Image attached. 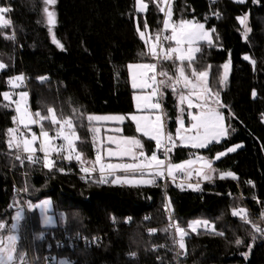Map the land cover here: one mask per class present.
I'll list each match as a JSON object with an SVG mask.
<instances>
[{"label":"trees","instance_id":"16d2710c","mask_svg":"<svg viewBox=\"0 0 264 264\" xmlns=\"http://www.w3.org/2000/svg\"><path fill=\"white\" fill-rule=\"evenodd\" d=\"M145 3L148 10L141 13L136 11L135 0H56L51 8L56 13L52 32L63 45L60 48L49 32L43 0H0V7L11 9L5 14L11 24L0 27V62L7 65L0 73V224L10 227L17 210L45 199L51 200L53 215L65 218L55 227L44 228L38 210H27L15 264L20 263V255L25 264H264V235L252 227L255 223L264 228V0L171 1L177 21L194 20L209 30L216 29L213 46L199 45L202 51L197 53L193 67L203 70L211 66L209 86L219 92L226 106L219 109L226 117L228 136L201 150L180 146L176 141L177 147L165 164L169 160L182 163L197 155L213 161L224 152L226 155L213 162L212 182L194 191L181 187L184 177L178 174L173 182L165 176L157 178L154 186H121L112 184L111 176L108 183H95L100 176L98 166L97 175L85 177L81 171L91 166L97 151L88 131L96 125H89L87 115L127 117L136 113L128 65L156 63L157 72L163 69L173 76L180 64L141 55L147 48L137 32L138 25L145 31L147 22V37L154 38L157 33L165 36V13L157 7L160 0ZM160 6L167 9L163 3ZM217 12L219 19L214 15ZM244 15L251 29L247 36L237 20ZM13 34L15 39L6 38ZM163 41V46L169 45ZM245 56L250 59L245 60ZM229 60L231 69L221 84V66ZM19 75L25 78L21 89L30 95L32 113L48 115L51 108L58 119H72L81 137L77 149L84 153V164L75 159L68 162L56 153L53 158L57 167L52 171L42 163H29L22 152L23 164L16 160L17 150L7 147L5 135L15 126V104L3 107L9 101L2 93L12 90L7 81ZM158 77L159 81L167 79ZM161 91L165 130L175 138L180 116L177 93L170 87ZM41 123L55 136L59 125H52L50 120ZM40 126L33 131L40 133ZM120 128L121 136L141 140L146 155L156 151L163 159L155 141L136 132L130 119ZM57 140L58 145L64 143ZM237 145L240 147L236 151L227 152ZM227 172L234 173L236 179H221ZM166 197L171 201L175 225L189 233L183 250L176 243L179 235L171 217L166 215ZM238 208L248 210L249 223L231 214ZM193 220L210 221L215 232L203 227L192 232L188 224ZM149 229L156 231L150 233ZM74 237L97 239L94 246L72 248L69 240ZM238 238L242 240L240 245L235 243ZM55 242H60V247Z\"/></svg>","mask_w":264,"mask_h":264},{"label":"snow or ice","instance_id":"6c2138e0","mask_svg":"<svg viewBox=\"0 0 264 264\" xmlns=\"http://www.w3.org/2000/svg\"><path fill=\"white\" fill-rule=\"evenodd\" d=\"M46 5L43 9L45 14L46 23L49 26V32L52 34L53 42L58 47L63 48V45L56 39L55 34L52 32V28L56 24V13L54 10H50L49 6L56 4V0H43ZM237 3H244L245 0H236ZM160 3L168 5L167 10L165 7H161ZM157 3V7L160 12L165 13V19L163 21L164 30H171L170 36H164L157 33L154 38H146V30L148 24L145 21L144 29L141 31L139 25L137 26V32L140 39L144 41L147 48V52L141 53V55H148L154 60L171 61L175 58L180 64L175 69V74L169 76L167 70H161L157 72L156 63H142V64H129L128 69L131 73V85L133 89H151L147 95H135L133 99L136 102V109L138 111L144 109L157 110L158 114L153 118L151 116L140 115H87L86 119L89 125L93 122L102 121H114L123 123L125 119H130L135 124V130L141 133L143 136L148 137L149 140L155 141L156 150H163L165 157L177 147L176 141L179 140L183 146H191L194 148H207L209 144L213 142H219V138L227 134V130L224 126V116L219 111V108L224 107L219 99V92H213L209 86V71L211 66H207L203 70H197L193 67V62L196 59V53H200L202 49L197 46L200 41L206 42L207 45L213 46L212 33L216 32L215 28L207 30L205 24L193 20H180L179 23L172 22V8L171 0H160ZM136 11L146 12L148 10V3L145 0H135ZM9 7H0V27H7L11 24V21L5 18V14L10 12ZM219 16L220 14L214 13ZM237 20L241 25L245 26V36L251 30L247 27L248 16H239ZM9 40L15 39V35L6 37ZM218 39V37H217ZM162 40L174 41L175 47H169L164 49L162 47ZM245 60L250 59L248 56L244 57ZM185 62H187L185 64ZM255 65V60H252ZM3 62H0V69L6 68ZM223 73L220 76V83L226 82L228 72L230 68V60L221 66ZM190 69V72L188 71ZM157 75L166 77V80L157 81ZM22 75L10 78L7 83L11 87H19L24 81ZM44 80V77L40 78ZM180 85L184 89H187V93L180 91L178 94V104H187L188 109L198 108V113L188 112V117L192 121L190 126H185V121L182 115L185 111L183 107H180L181 116L177 117L178 127L176 129L175 138L173 135L165 130L164 117L166 113L163 112L162 104L158 99L162 98L164 93L161 91L162 87H170L173 93L177 92V86ZM255 95V93H253ZM4 100L9 101V104L2 105L3 107H9L12 103L15 104L16 115L12 117V121L17 125L15 128H8L6 130L7 147L9 149L17 150L16 160L21 161L20 152L26 153V160L31 164L42 163L43 167L52 171L57 167V160L53 158V153H56L57 157L65 160H77L81 164L85 163L83 159L84 153L77 149V142L81 140V137L77 134L72 119H58L54 110L49 108L48 115H41L39 111L32 113L28 107V93L20 92L19 99L13 101L12 94L9 92L2 93ZM211 101V103H210ZM214 105V106H213ZM44 120H50L52 125H59L55 136H51L48 131L44 129L41 123ZM31 124H40L41 130L39 136L35 133L31 134L29 138L19 130V126H23L25 129L29 128ZM88 131L92 133V143L97 147L95 159L90 162V167H82L81 171L87 175L98 170L100 173L99 179L94 181L98 184L108 183V177H114L111 180L112 184H120L121 186H139V185H156L157 178H164L165 176L171 177L175 181V173L179 171H187V169L194 163L193 161H185L183 164H165V160H162L157 155L156 151H153L151 155H146L144 152V144L136 136H108L107 141L109 145H115V148L107 147L102 149L103 140L101 139V129L99 127L91 126ZM116 132H120V128L115 129ZM62 139L64 144L56 145L55 140ZM39 140V147H35ZM230 147L227 152H234L236 148ZM137 149L140 151L137 152ZM42 152L43 157L39 158L35 154L36 152ZM102 151H106L109 158L111 157H129L132 163H106L104 161V155ZM67 152V155L63 153ZM226 153L221 152L215 158L219 159ZM198 160L203 159L198 157ZM207 169V171H205ZM63 171L62 168L59 169ZM120 171L123 173H139V178L133 175L131 178L128 175H116ZM215 171L212 168L211 161L205 160L199 170L198 174H202L204 179H211L210 172ZM190 176L191 173L189 172ZM231 177L236 179L234 173L227 172L222 173L220 178ZM182 187V185H181ZM194 190H199V185H189ZM50 206V201H43L37 207L42 210H46ZM166 208L171 207V201L169 200L165 205ZM233 216L240 217L245 223H249L248 210L244 208L233 209ZM264 216V213H262ZM15 219L19 221L21 214L18 212ZM44 223L46 225L51 224V218L45 217ZM4 224H0V229L4 228ZM16 227L15 224L12 225ZM203 227L206 231L211 230L215 232V226L208 220H193L189 222L188 228L192 232H197L198 228ZM252 227L255 231L264 235V228L253 223ZM176 233L179 235V240L176 243L179 244L180 249H185V237L189 235L188 231L179 225H175ZM155 229H149V232H155ZM167 231V229H165ZM218 235H224L222 232L216 233ZM255 239V237H253ZM16 243L17 237L15 235H9L5 241L0 238V264H15L17 259L16 255ZM237 245L242 243L241 239L235 241ZM134 257L136 254L131 253ZM20 264H25L23 255L19 256ZM60 264H68L67 261H60Z\"/></svg>","mask_w":264,"mask_h":264},{"label":"rangeland","instance_id":"374dc122","mask_svg":"<svg viewBox=\"0 0 264 264\" xmlns=\"http://www.w3.org/2000/svg\"><path fill=\"white\" fill-rule=\"evenodd\" d=\"M234 2H236V0H233ZM246 1V0H245ZM49 8H50V10H53V9H51L52 8V6H49ZM141 13H144V12H141ZM166 18V17H165ZM164 18V19H165ZM172 22H174V23H179V21H175L174 20V18H173V13H172ZM246 24H247V27H248V21L246 22ZM244 26V25H243ZM244 28H245V26H244ZM163 30H164V26H163ZM207 30H209V29H207ZM164 32H165V36H170L171 35V30L170 29H168V30H164ZM244 34H245V30H244ZM212 36H213V34H212ZM146 38H148L147 36H146ZM168 41V40H167ZM204 42V41H200L198 44H197V46L198 47H200L199 45L200 44H202V43ZM168 43H169V41H168ZM169 47H175V43H174V41H171V43L168 45V46H163V48L164 49H167V48H169ZM195 55H197V53L195 54ZM171 61H177V62H179L178 60H175V58L173 59V60H171ZM180 63V62H179ZM185 63H187V62H185ZM3 71V69H0V73ZM189 71V70H188ZM10 87H11V85H10ZM23 87V82L20 84V86L19 87H16V88H13V87H11V91L9 92V93H11L12 94V99L14 98V97H16V99L15 100H17V99H19V93L20 92H27V90H24V89H21ZM151 90V89H150ZM146 91H148V89H146ZM180 91H183V92H185V93H187V89H184L182 86H180V85H178L177 86V97H178V94H179V92ZM151 92V91H150ZM28 93V92H27ZM144 94H141V95H147L148 94V92H143ZM154 99H158V98H154ZM219 99H220V101H221V98H220V96H219ZM159 100V99H158ZM160 102V101H159ZM161 103V102H160ZM210 103H211V101H210ZM221 103H222V101H221ZM223 104V103H222ZM224 105V104H223ZM15 106V105H14ZM178 106H179V109H180V107H183L184 109H185V111H184V113H183V115H182V118L184 119V121H185V126L186 127H188V126H190V124L192 123V121L189 119V117H188V112L189 111H191V112H193L194 114L195 113H198L199 112V109L198 108H192V109H188L187 108V104H184V105H179L178 104ZM214 106V105H213ZM28 107H29V109H30V111H31V108H30V95H29V93H28ZM226 107V106H225ZM225 107H223V108H225ZM222 108V107H221ZM32 112V111H31ZM220 112L222 113V115L224 116V126H225V128H226V130H227V134L225 135V136H222V137H220L219 138V142H221V141H223L227 136H228V128H227V123H226V117H225V115H224V113L222 112V110H220ZM155 113V114H154ZM179 113H180V116H181V112H180V110H179ZM158 114V111L157 110H152V109H144V110H142V111H136V114H134V115H140V116H151V117H155L156 115ZM105 116V115H104ZM126 120L127 119H125V121L123 122V123H118V122H114V121H102V122H93V124L94 125H96L95 127H99L100 129H101V134H100V136H101V139L103 140V144H102V149H106L107 147H112V148H115V145H109L108 144V141H107V137L108 136H121L120 135V133L122 132V131H120V132H116L115 131V129L116 128H120L121 127V125L122 124H124L125 122H126ZM131 121V120H130ZM131 122H133V121H131ZM134 123V122H133ZM36 125H39V124H31V125H29V128L28 129H25L23 126H19V130H20V132L21 133H23V134H25V135H27L29 138L31 137V134L32 133H35L37 136H39V133H37V132H34L33 131V128L36 126ZM15 127H17V125L15 124V126H14V128ZM41 127V126H40ZM121 129V128H120ZM122 130V129H121ZM58 140L56 139L55 140V144L56 145H58V142H57ZM61 141L62 142H64L62 139H61ZM177 141H179V140H177ZM180 142V141H179ZM218 142V143H219ZM214 143H217V142H213V143H211V144H209L208 145V147L210 146V145H212V144H214ZM182 145V144H181ZM35 147H39V140L37 141V143H36V145H34ZM183 146V145H182ZM184 147H186V146H184ZM207 147V148H208ZM187 148H192V149H198V150H201V149H206V148H194V147H191V146H187ZM22 154L24 155V156H26L27 154L26 153H23L22 152ZM36 154L37 155H42L43 156V153L42 152H39V151H37L36 152ZM53 154H55V153H53ZM102 154L105 156V158H109L108 156H107V154H106V151H102ZM158 155V154H157ZM159 156V155H158ZM198 157H200V158H203V159H200V160H198L197 158ZM111 158H119V157H111ZM124 158H126V159H128L129 157H123L122 159H124ZM159 158H160V156H159ZM161 159V158H160ZM163 160V159H162ZM191 161H193L194 163L187 169V171H189V170H192L193 168H196L197 166H199V164H200V162L201 161H203V160H209L208 158H205V157H203V155H197V156H195L194 158H192V159H190ZM189 161V160H188ZM110 163H112L111 161H110ZM114 163H116V162H114ZM117 163H119V162H117ZM127 163H132V161H127ZM169 163H172V164H175V163H173L172 161H170L169 160ZM184 162H182V163H176V164H183ZM187 171H179V172H177V173H180V174H182L183 175V177H184V179L187 181L188 180V178H187ZM130 178L133 176V175H128ZM135 177L136 178H139V176H136L135 175ZM170 178V181L171 182H173V180H172V178L171 177H169ZM175 179H177V177H176V175H175ZM191 190H194V188L193 187H191L190 188ZM199 189H200V185H199ZM194 191H198V190H194ZM45 200H47V201H50V206L46 209V210H42L41 208H39V207H37V205H39V204H41V202H43V201H45ZM45 200H43V201H41V202H39L38 204H36V205H33V204H31V203H29L28 205H26L24 208H21V209H19V210H17L16 212H15V216H14V221H13V223L11 224V226L10 227H8L7 225H5V227L4 228H2V229H0V238H3L5 241L7 240V237L9 236V235H15L16 237H17V243H18V241H19V232H20V229H21V226H22V224H23V222L25 221V219H26V211L27 210H33V209H37L38 210V213H39V215H40V219H41V225H42V227H44V228H49V227H55V226H57V225H59V224H61V223H63V221H64V216L63 215H58V216H55V215H53V205H52V202H51V200L50 199H45ZM20 213L21 214V219L19 220V221H17L16 219H15V217H16V215H17V213ZM45 217H50L51 218V221H52V223L51 224H48V225H46L45 223H44V220H45ZM13 224H15L16 225V227L15 228H13L12 227V225ZM199 229V228H198ZM197 229V230H198ZM17 243H16V247H17Z\"/></svg>","mask_w":264,"mask_h":264},{"label":"crops","instance_id":"0c3cea01","mask_svg":"<svg viewBox=\"0 0 264 264\" xmlns=\"http://www.w3.org/2000/svg\"><path fill=\"white\" fill-rule=\"evenodd\" d=\"M145 13V12H144ZM173 18H174V20L175 21H177L176 19H175V17H174V15H173ZM194 21V20H193ZM206 28V27H205ZM207 29V28H206ZM171 43V41H169V44ZM202 43V42H201ZM203 43H206V42H203ZM168 45V44H167ZM129 76H130V85H131V73H130V71H129ZM131 87H132V85H131ZM133 89V88H132ZM133 91H134V96L135 95H141V94H144L143 92H150L151 90H150V88H148V91H146V89H143V90H141V89H133ZM134 105H136V102H135V100H134ZM135 109H136V106H135ZM136 111H137V109H136ZM142 111V110H141ZM219 111H220V109H219ZM136 114V113H135ZM155 114V113H154ZM134 115V114H133ZM146 138H148V137H146ZM149 139V138H148ZM178 143H179V145L180 146H182L181 145V143L178 141ZM184 147V146H183ZM187 148V147H186ZM137 152H139V149H137ZM157 153V152H156ZM54 155V154H53ZM216 159H214L213 161H211V160H208V161H211V163H212V165H213V162L215 161ZM104 161L106 162V163H110V161L112 162V163H114V162H119V163H121V162H126V161H132L130 158H128V159H126V158H124V159H122V158H105V156H104ZM204 161L205 160H203V161H201L200 162V164H199V166H197L196 168H193L192 170H189V171H187V178H188V180L186 181L185 179H183L179 184H181L182 186H184L185 188H187V189H190L191 187H189V185H193V186H195V185H200V186H202V184H204V183H207V182H212L213 180H214V176H213V171L212 172H210V175H211V179L210 180H208V179H204L203 178V175L202 174H198V172H199V170L201 169V166H202V164L204 163ZM205 171H207V169H205ZM118 172H120V171H118ZM191 173V175L189 176L188 175V173ZM178 174H180V173H175V175H178ZM182 175V174H181ZM142 186H146V185H142Z\"/></svg>","mask_w":264,"mask_h":264},{"label":"built area","instance_id":"2783aa9c","mask_svg":"<svg viewBox=\"0 0 264 264\" xmlns=\"http://www.w3.org/2000/svg\"><path fill=\"white\" fill-rule=\"evenodd\" d=\"M172 1V0H171ZM213 3H217V1L218 0H211ZM167 7H168V5H167ZM167 10V9H166ZM219 13V12H218ZM220 14V13H219ZM220 16L221 15H219V16H216V19H219L220 18ZM165 18V17H164ZM164 36L161 34V38H163ZM163 43H164V41L162 40V47H163ZM157 81H159V77H158V75H157ZM159 99V101L161 102V104H162V99H163V97L162 98H158ZM61 144H64V143H61ZM60 144V145H61ZM175 149V148H174ZM160 151V153H161V156H162V158L165 160V161H167V159H168V156H169V154H168V156L167 157H165V155H164V153H163V150H159ZM173 151V150H172ZM171 151V152H172ZM170 152V153H171ZM37 157H39V158H42V156L41 155H37V154H35ZM68 162H72L73 160H67ZM98 173H95V172H93V173H91L90 175H97ZM98 175H100V173L98 174ZM85 177H87V176H89V175H87L86 176V174L84 175ZM167 177V176H166ZM169 201V198L168 197H166V204H167V202ZM14 209H15V207H13ZM166 215L168 216V217H171V225H172V227H175V220L172 218V213H171V208H166ZM209 231V230H208ZM96 239L97 238H86V237H74V238H71L70 240H69V243H70V245H71V247L72 248H77V247H80V246H82V247H87V246H94L95 244H96ZM55 246L56 247H60V242H55ZM51 248H52V246L49 244L48 245V250H51ZM51 259V258H50Z\"/></svg>","mask_w":264,"mask_h":264},{"label":"water","instance_id":"95a60500","mask_svg":"<svg viewBox=\"0 0 264 264\" xmlns=\"http://www.w3.org/2000/svg\"><path fill=\"white\" fill-rule=\"evenodd\" d=\"M229 69H231V68H229ZM20 264V263H19Z\"/></svg>","mask_w":264,"mask_h":264}]
</instances>
